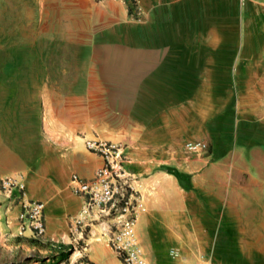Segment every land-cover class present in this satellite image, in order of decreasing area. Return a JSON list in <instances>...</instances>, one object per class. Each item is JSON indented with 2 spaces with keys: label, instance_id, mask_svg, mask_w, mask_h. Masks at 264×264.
<instances>
[{
  "label": "crops",
  "instance_id": "obj_1",
  "mask_svg": "<svg viewBox=\"0 0 264 264\" xmlns=\"http://www.w3.org/2000/svg\"><path fill=\"white\" fill-rule=\"evenodd\" d=\"M139 1L143 40L140 47L126 50L127 79L130 84L141 80L143 95H220L223 109L236 112L243 145L228 158L236 157L238 166L226 162L205 171L212 187L208 212L220 214L223 254L251 262L264 258V149L258 145L264 139V0ZM44 75L0 71V182L22 183L26 200L43 202L44 237L57 242L70 240L71 233L82 235L84 227L72 220L82 202L71 193L70 180L75 174L92 176L101 160L86 149L91 133L71 132L63 109L55 120L53 82ZM150 123L158 126V120ZM132 136L136 139L131 132L125 139ZM76 139L83 140L82 147ZM135 141L139 147L131 146L128 170L136 177L131 186L142 194L136 238L147 251L171 241L182 246L185 222L173 218L184 213L182 189L173 175L142 177L157 164ZM14 208L16 214L20 203ZM159 214L165 216L157 219ZM196 224L193 220L188 239L194 255L206 251ZM90 226L73 263L122 264L100 234L102 226Z\"/></svg>",
  "mask_w": 264,
  "mask_h": 264
},
{
  "label": "rangeland",
  "instance_id": "obj_2",
  "mask_svg": "<svg viewBox=\"0 0 264 264\" xmlns=\"http://www.w3.org/2000/svg\"><path fill=\"white\" fill-rule=\"evenodd\" d=\"M106 1L111 5H104L103 0H0V71L45 74L53 82L55 120L63 109V120L71 132L81 137L91 133L87 143L95 138L118 144L129 158L131 146L139 147L137 139L157 164L142 177L164 179L166 170L178 172L175 180L182 189L185 209L173 218L185 222L184 244L171 241L147 251L136 238L150 264H264V258L251 262L250 258L223 254L220 214L208 212L212 187L206 184L205 171L221 169L226 162L238 166L236 157L228 158L229 152H237L243 145L236 112L223 109L220 95L141 94V80L130 84L126 71V50L140 47L143 40L140 1ZM157 120L158 126H152L150 122ZM130 132L136 139H125ZM258 145L264 149V139ZM135 178L130 173L131 185ZM134 191L140 202L142 194ZM17 201L15 191L0 182V264H74L72 257L83 252L91 226L80 236L71 233L70 240L36 238L28 228L23 230L19 210L13 213ZM163 216L159 214L157 219ZM193 220L200 246L206 249L195 255L188 245ZM93 223L102 226L100 234L106 236L108 245L113 221L103 216ZM68 247L72 253L61 261L59 253Z\"/></svg>",
  "mask_w": 264,
  "mask_h": 264
},
{
  "label": "built area",
  "instance_id": "obj_3",
  "mask_svg": "<svg viewBox=\"0 0 264 264\" xmlns=\"http://www.w3.org/2000/svg\"><path fill=\"white\" fill-rule=\"evenodd\" d=\"M88 152L98 156L100 167L88 178L72 175L71 193L82 202L81 210L73 218L76 226L88 227L103 216L113 221L108 232V245L123 264H150L137 244L135 225L141 209L137 193L129 182V158L123 148L111 142L87 143ZM2 187L15 191L20 203L19 222L36 238L45 234V206L41 201L26 200L24 185L8 179ZM84 222L86 224L84 225ZM203 264H218L206 261Z\"/></svg>",
  "mask_w": 264,
  "mask_h": 264
},
{
  "label": "trees",
  "instance_id": "obj_4",
  "mask_svg": "<svg viewBox=\"0 0 264 264\" xmlns=\"http://www.w3.org/2000/svg\"><path fill=\"white\" fill-rule=\"evenodd\" d=\"M166 173L169 174V175H173L174 177H178V172L174 171V170H166ZM72 252V248L71 247H68L65 251H62L59 253L58 255V258L61 260V261H65L69 258L70 254Z\"/></svg>",
  "mask_w": 264,
  "mask_h": 264
},
{
  "label": "bare ground",
  "instance_id": "obj_5",
  "mask_svg": "<svg viewBox=\"0 0 264 264\" xmlns=\"http://www.w3.org/2000/svg\"><path fill=\"white\" fill-rule=\"evenodd\" d=\"M75 143L78 144V145H76V146H78V147H82V146H83V141H82V140H76ZM86 145H87V144H86ZM114 145H115V144H114ZM77 257H78L77 254L73 255V257H72V261L74 262V261L77 259Z\"/></svg>",
  "mask_w": 264,
  "mask_h": 264
},
{
  "label": "water",
  "instance_id": "obj_6",
  "mask_svg": "<svg viewBox=\"0 0 264 264\" xmlns=\"http://www.w3.org/2000/svg\"><path fill=\"white\" fill-rule=\"evenodd\" d=\"M72 253V252H71Z\"/></svg>",
  "mask_w": 264,
  "mask_h": 264
}]
</instances>
